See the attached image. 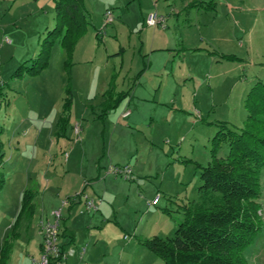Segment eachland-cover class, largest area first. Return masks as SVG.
I'll use <instances>...</instances> for the list:
<instances>
[{
	"label": "crops",
	"instance_id": "0c3cea01",
	"mask_svg": "<svg viewBox=\"0 0 264 264\" xmlns=\"http://www.w3.org/2000/svg\"><path fill=\"white\" fill-rule=\"evenodd\" d=\"M50 1L0 0V64L1 53L18 57L8 63L9 72L36 58L40 39L54 28L55 8ZM203 3L83 0L87 28L72 50V104L63 133L59 120L67 87L66 52L55 44L48 66L38 76L24 77L19 84L13 80L21 95L10 102L9 128L19 139L15 154L2 165L7 188L0 194V227L6 224L1 242L10 238L7 264H30L36 259L41 252V223L52 222V212L78 194L93 200L97 209L87 210L82 198L62 207L59 240L63 249L72 251L65 264H162L139 241L159 237L155 228L165 226L174 214L176 222L181 221L182 206L197 201V188L179 199L187 192L180 165L190 161L203 166L211 160L197 156L196 133L206 131L210 141L219 126L234 124L240 129L247 94L256 83H264V72L246 73L241 51L220 49L217 40L222 36L230 41L233 32L217 23V9L207 12ZM227 4L229 10L235 5ZM109 8L116 9L117 18L98 40L96 33ZM151 13L166 17L165 28L146 26ZM121 93L126 96L119 104L103 111ZM171 105L185 110L186 123L195 133L186 154L175 155L174 144L168 149L155 147L163 139L170 144L169 119L177 111ZM125 112L129 114L123 117ZM76 124L81 131L75 142ZM128 131H133L130 144L123 140ZM30 148L35 155L28 159L24 154ZM156 154L166 158L155 163ZM29 163L35 168L32 176L26 171ZM112 166H129L131 178L108 173ZM16 184L18 192L11 195ZM26 191L33 194L31 211L20 222L17 239L11 240L8 233L15 223L7 220L8 211L13 216L23 211ZM157 194L160 199L152 205Z\"/></svg>",
	"mask_w": 264,
	"mask_h": 264
},
{
	"label": "trees",
	"instance_id": "16d2710c",
	"mask_svg": "<svg viewBox=\"0 0 264 264\" xmlns=\"http://www.w3.org/2000/svg\"><path fill=\"white\" fill-rule=\"evenodd\" d=\"M55 21L30 66L21 65L11 77H22L24 70L36 77L45 70L55 41L65 28L61 47L66 48L67 87L59 120L63 133L72 104L69 87L72 50L86 24L83 0H56ZM211 54L226 61H240L232 55ZM125 96L119 94L113 106L103 111L116 107ZM244 107L247 118L243 128L231 130L219 126L211 139L210 162L206 166L196 164L200 171L198 198L182 206V219L173 237L154 236L139 241L162 264H247L244 252L259 235L263 218L260 197L264 169V84L258 82L250 89ZM221 142L227 145L228 153L219 158L216 151ZM29 194H24L23 208L32 207Z\"/></svg>",
	"mask_w": 264,
	"mask_h": 264
},
{
	"label": "rangeland",
	"instance_id": "374dc122",
	"mask_svg": "<svg viewBox=\"0 0 264 264\" xmlns=\"http://www.w3.org/2000/svg\"><path fill=\"white\" fill-rule=\"evenodd\" d=\"M50 2L52 3V6L55 8V1L51 0ZM228 2H234L235 4L233 5V8L230 10L227 8ZM202 7L207 12H210L211 9L212 10L217 9V12H218V22L217 23H220L221 25L225 24L226 28L233 32L231 35L230 41L224 40L222 36L221 38H219V40H217L218 43H220V49L224 50V47H225L231 51H236V52L241 51L243 56L245 57V63H243V65L245 67L246 73L248 72L247 70L249 71L251 70V72H254V70L264 72V0H204ZM109 9L112 10L114 18H117L116 17L117 13L115 12L116 9L115 8L113 9L109 8ZM1 18H2V15L0 16V19ZM86 28H87V24L83 26V29L80 32L82 33V35L85 33L84 30ZM64 34H65V28H63L60 36L55 41V44H56L55 46L56 47L59 46L61 50L63 51H65L66 49L65 47L64 48L61 47V41L64 37ZM42 39L43 38L40 39V44L42 42ZM97 39L100 40L99 37ZM0 45H2L1 41H0ZM51 54H52V50L50 53V58H51ZM14 59L17 60L18 57L15 56V58H12L10 53L8 54L5 53L4 55L3 53H1V64H0V76H1V79H0V82H1L0 84V194L1 195L3 194L2 193L3 191L4 192L6 191V188H7L5 184V178L3 177L4 168L2 165L3 163L7 162L8 158H10L13 154H15L16 150H15L14 145H15V142L19 139V137L15 133H14L15 137L12 136V132L10 131L12 127L11 129L9 128L10 116L8 115L9 113L8 110H9L10 102L13 99L17 98L18 96L20 97L21 95V93L18 94L19 91L16 90V88H13V86L15 85H13L12 82L13 80H16V82L19 84L21 83V80L24 77H27L26 80L30 78H34L30 76L29 74H27L25 70L22 74V77L20 78L11 77L12 74L15 72V70L13 73L9 72L10 65L8 63ZM55 60H57V58ZM49 62H50V59H49ZM30 64L31 62L29 61L27 62L26 66L28 67L30 66ZM21 65H23V63L20 64L18 67H20ZM27 90L28 89H26V92ZM29 91H30V96H31L33 93V89H29ZM24 96H25V92H24ZM65 98H66V93H65ZM65 98L63 100V104L65 101ZM170 107L177 110L176 112L173 111L175 115L171 116V118L169 119L168 126L170 128V132H169L170 137L167 138L166 140H168L170 144L168 143L166 144L165 139H163L161 140L160 143H156L157 146L155 147L157 149L159 148L161 149V147L168 149L171 145L174 144V148H175L174 154L175 155L177 154L181 155V153L186 154L190 151V149H187L189 145L188 143H190V140L192 139L193 135H195V133L191 132L189 125L186 123L188 121H187V117H186L187 114L185 113V110H182L180 106L175 107L174 105H171ZM62 110H63V105H62ZM242 110H243L242 117H244V120L241 118L240 122H238L240 124L242 123L241 128H243L244 123L247 118V111L245 107L242 108ZM32 111L35 112V109H33ZM219 112H220L219 117H223L222 109H220ZM30 115H31L30 118L32 119L35 118L34 117L35 114H30ZM237 117L239 118V116ZM262 119L264 120V116L262 117ZM68 124H69V121L65 128H67ZM215 125L216 123L214 124V126ZM233 125L232 124H228L227 126L225 125V128L236 130L237 127ZM203 128L207 129L209 127L204 125ZM72 130H73V127H72ZM195 131L197 132V130ZM131 132L133 131H128L126 133V136L123 138V140L125 139V141L128 144H130L133 141L131 137V134H132ZM205 132L201 131L199 135H197L198 133H196L195 135L200 143V144H197V156L199 157V159H201V161H204L205 158L210 157V149H211L210 139L211 138L209 139L210 141H207ZM181 145H182L181 147L182 152H179L181 149L180 148ZM227 153H228L227 145L221 142L219 144V147L217 148L216 156L219 158L225 157ZM34 155H35V152L32 151V148H30V150L24 154L25 157L28 156V159L32 158ZM163 156L160 157L158 154H156L154 159L152 156V159L154 160L155 163L156 162L158 163L162 158L164 157L166 158V156L164 157ZM180 166H181L180 168L182 171V175H184L186 178L187 185H185V189H187V192L185 195L179 196V199H184V197H189L192 194V192L196 191L195 188L199 186L198 184H200L199 183L200 171L197 168L196 163H193L190 161H187L185 163V167H184V164ZM203 166H206V165L203 164ZM34 170L35 168L32 167L31 164L29 163L27 165L26 171L29 173L30 176H32V174L34 173ZM18 171L20 170L18 169ZM168 176H171L170 172L168 173ZM10 189H11V195H16V193L18 192L19 186H17L16 184ZM26 193L31 194V195L29 194L30 196L28 199H30L32 203V200H33L32 192L26 191ZM23 200H24V196H23ZM2 203H3V200L0 199V204ZM260 203L262 205V213H263L262 226H261V230L257 238L244 252L247 264H264V169L262 170V173H261ZM22 210L23 211H21L20 213L18 212V215H14V216L11 211H8L10 215L8 214L9 216H7V220L12 219L13 220L12 224L15 223V226L13 227V229L9 231L8 233L9 236L12 237L11 240L15 239V237L17 239L19 235V234L17 235V233H19V228L21 226L20 222L22 221L25 215H28V213H30L31 208L28 209L27 207H24L22 208ZM10 216H13V218H11ZM176 220H177V217L174 214L172 216V219H169L168 220L169 222L167 221L165 226L162 225V226H159L160 228H155L156 229L155 231L160 235L159 237L161 238L173 237L176 227L180 222V221L176 222ZM5 226L6 224L3 225V227H0V253H2V255L0 254L1 264L8 263V258L10 257V252H11V248L9 247L10 238L9 240H6L7 242L5 243L1 242V238L4 233ZM35 258L38 259L39 254H36ZM156 260L157 262H160L158 258Z\"/></svg>",
	"mask_w": 264,
	"mask_h": 264
},
{
	"label": "built area",
	"instance_id": "2783aa9c",
	"mask_svg": "<svg viewBox=\"0 0 264 264\" xmlns=\"http://www.w3.org/2000/svg\"><path fill=\"white\" fill-rule=\"evenodd\" d=\"M115 18L112 10L107 9L103 14V24L101 28L97 31V36L99 39H102L105 36V29L107 26L111 25L114 22ZM145 24L147 27H160L165 28L166 26V17L158 15L157 13H151L146 18ZM6 43H9V40L5 38L3 40ZM1 84V82H0ZM128 112L123 114V117L128 116ZM74 134L76 136L75 142L79 140L78 135L81 131V128L78 124L73 127ZM67 154H65V158ZM108 173L114 176H120L124 179H130L132 171L129 166H112L108 169ZM83 199L84 206L87 210L95 211L97 208L93 200L89 199L84 194L75 195L67 200H65L61 207L52 212L53 221L41 223V232H42V243H41V252L38 259H32L30 264H65L66 258L72 254L71 250L63 249V246L60 243V222L62 220V207L67 205L70 200L75 201L78 199ZM160 199V194H157L152 200L151 204L157 203Z\"/></svg>",
	"mask_w": 264,
	"mask_h": 264
}]
</instances>
